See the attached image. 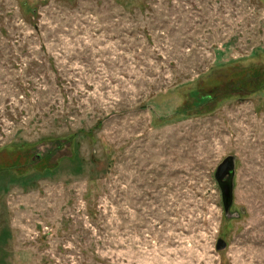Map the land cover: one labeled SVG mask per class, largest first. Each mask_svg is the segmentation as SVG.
<instances>
[{"label": "rangeland", "instance_id": "1", "mask_svg": "<svg viewBox=\"0 0 264 264\" xmlns=\"http://www.w3.org/2000/svg\"><path fill=\"white\" fill-rule=\"evenodd\" d=\"M0 264H264V0H0Z\"/></svg>", "mask_w": 264, "mask_h": 264}, {"label": "water", "instance_id": "2", "mask_svg": "<svg viewBox=\"0 0 264 264\" xmlns=\"http://www.w3.org/2000/svg\"><path fill=\"white\" fill-rule=\"evenodd\" d=\"M216 179L222 190L223 206L226 214H228L233 205L234 197V179H235V159L233 156H227L217 167ZM226 246L223 239L218 241V249Z\"/></svg>", "mask_w": 264, "mask_h": 264}]
</instances>
